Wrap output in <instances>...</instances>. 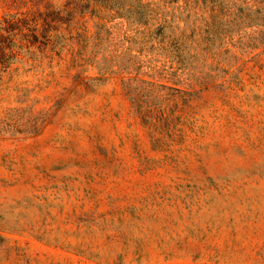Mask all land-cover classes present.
<instances>
[{
	"label": "rangeland",
	"instance_id": "rangeland-1",
	"mask_svg": "<svg viewBox=\"0 0 264 264\" xmlns=\"http://www.w3.org/2000/svg\"><path fill=\"white\" fill-rule=\"evenodd\" d=\"M0 45V264H264V0H0Z\"/></svg>",
	"mask_w": 264,
	"mask_h": 264
},
{
	"label": "trees",
	"instance_id": "trees-1",
	"mask_svg": "<svg viewBox=\"0 0 264 264\" xmlns=\"http://www.w3.org/2000/svg\"><path fill=\"white\" fill-rule=\"evenodd\" d=\"M0 52L3 53V54L12 53L13 49L9 48V47H6V46H3V45H0Z\"/></svg>",
	"mask_w": 264,
	"mask_h": 264
}]
</instances>
